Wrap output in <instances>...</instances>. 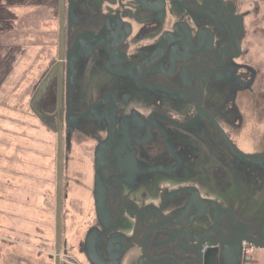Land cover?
Listing matches in <instances>:
<instances>
[{"label":"flooded vegetation","instance_id":"1","mask_svg":"<svg viewBox=\"0 0 264 264\" xmlns=\"http://www.w3.org/2000/svg\"><path fill=\"white\" fill-rule=\"evenodd\" d=\"M32 1L3 9L43 12L38 40L52 57L31 101L50 77L33 114L56 138V182L61 138L62 178H76L79 157L103 201L79 254L88 264H174L194 253L191 264H258L264 146L247 150L239 136L244 94L260 76L244 0ZM204 213L219 215L211 234L158 235L198 231L191 226ZM67 247L62 235L61 264Z\"/></svg>","mask_w":264,"mask_h":264},{"label":"rangeland","instance_id":"2","mask_svg":"<svg viewBox=\"0 0 264 264\" xmlns=\"http://www.w3.org/2000/svg\"><path fill=\"white\" fill-rule=\"evenodd\" d=\"M244 2L255 21L251 47L260 76L252 91L244 94L246 121L239 136L251 143L247 150H254L258 144L264 146V0ZM6 4L11 5L0 0V264H56L57 142L41 128L31 109L32 94L52 56L38 40L41 9L32 13L34 8L19 6L5 14ZM12 16L23 23L11 24ZM22 17L32 20L25 22ZM75 158L70 171L76 178L67 180L69 185L63 179L70 199L63 204L62 235L69 255L65 258L62 250V264H88L78 246L95 207L92 172ZM258 254L256 261L264 264V250Z\"/></svg>","mask_w":264,"mask_h":264},{"label":"water","instance_id":"3","mask_svg":"<svg viewBox=\"0 0 264 264\" xmlns=\"http://www.w3.org/2000/svg\"><path fill=\"white\" fill-rule=\"evenodd\" d=\"M61 59H63V57ZM49 79H50V77H48L45 82L46 83L49 82ZM46 83H43L40 86L39 90L37 91L36 95L34 96V98L31 101V109H32V111H34V113L37 116H40V113L38 112L36 107H37V104L43 95ZM62 163H63V148H62V139L60 138L59 147H58V157H57V193H56L57 204H56V232H55L56 233V252H57L56 264H61L60 252H61L62 233H63L62 232V228H63V198H62L63 164ZM102 202H103L102 198H100L99 195L96 194L95 204H96L97 214H98V217L100 219L103 218V216H102L103 203ZM218 216H219L218 214H216V215L211 214L210 217H208L205 213L202 215L200 214V216H198L196 218V220H197L196 224L194 226H191V228L197 227L198 231L193 232L192 229H187V230L184 229L183 230L182 228H180L179 230H174L172 228H168L167 230L166 229L162 230L161 227H157V232H158L159 236H160V233L162 234V233L167 232V234L168 233L172 234L177 240H180L182 237H184L187 239L189 238L190 241L194 242V240L203 236V234L208 235V234H211L213 232V230H207V226L211 223L214 224L216 219L218 218ZM174 224H177V222H173V225ZM199 227H201V228L205 227V229L204 230L201 229V230H203V231H201V230H199ZM262 247H264V245ZM194 260H199L195 253H194V256H191L189 258L179 259V260L173 259L172 262L174 264H191Z\"/></svg>","mask_w":264,"mask_h":264}]
</instances>
